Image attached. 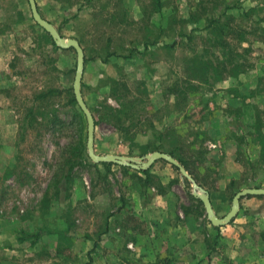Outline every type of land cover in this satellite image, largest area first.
<instances>
[{
  "label": "rangeland",
  "instance_id": "374dc122",
  "mask_svg": "<svg viewBox=\"0 0 264 264\" xmlns=\"http://www.w3.org/2000/svg\"><path fill=\"white\" fill-rule=\"evenodd\" d=\"M35 1L82 49L79 91L94 120V153L122 163L90 164L87 117L72 100L76 50L56 44L27 0H0V264H167L152 237L141 239L148 224L124 196L141 185L191 198V182L160 158L147 179L128 163L175 146L221 216L224 164L209 150L217 139L209 120L251 107L248 135L264 140V0ZM236 94L244 98L231 105ZM242 158L236 191L264 175L263 164ZM39 229L37 241L20 240Z\"/></svg>",
  "mask_w": 264,
  "mask_h": 264
},
{
  "label": "crops",
  "instance_id": "0c3cea01",
  "mask_svg": "<svg viewBox=\"0 0 264 264\" xmlns=\"http://www.w3.org/2000/svg\"><path fill=\"white\" fill-rule=\"evenodd\" d=\"M243 81H253V78L248 76ZM222 85L223 89L228 87L226 83ZM241 98H244L241 94L233 96L231 105L233 100ZM232 109L226 114L217 112L209 120V133L217 138L211 140L209 150L214 154L219 151L224 164L217 193L219 207L223 209V214L217 216L219 218L224 217L230 209L227 194L236 191L234 187L229 188V183L235 181L236 184L244 176L242 156H249L253 161L251 165L256 161L262 168L259 165L261 145L252 142L248 135L250 117H255V110L251 107ZM238 109L240 111L236 118ZM244 117L246 120H243ZM249 181V187L264 188V175ZM124 197L133 214L148 224L147 233L140 235L141 239L146 242L147 238L152 237L159 249L158 257L167 264H225V261L227 264H264V194L242 197L234 217L229 222L217 225L198 208L200 198L195 195L180 199L172 190L165 195L160 194L154 186L146 188L138 185L131 187ZM210 201L214 213L217 212L216 204L212 199ZM111 230L109 223L108 231Z\"/></svg>",
  "mask_w": 264,
  "mask_h": 264
},
{
  "label": "water",
  "instance_id": "95a60500",
  "mask_svg": "<svg viewBox=\"0 0 264 264\" xmlns=\"http://www.w3.org/2000/svg\"><path fill=\"white\" fill-rule=\"evenodd\" d=\"M27 1H28L30 10H31V15L33 19L37 22V24H39L46 32H48L52 36L56 44H58V46H60L61 48L73 47L76 50V53H77L76 75H75V82L73 84V90H74L75 99L78 105L80 106L81 110L85 113L87 117L88 128H87L86 146H87V151H88V155L90 159L95 162H106L107 161V162L122 163V159L120 157H115L111 155L98 156L94 153V150H93L94 120H93L92 114L89 112L88 108L86 107V104L83 101L80 91H79V83H80V75H81L80 73L84 65L83 52L79 45V42L76 39H68L67 41H65V39L59 34V32L56 29H54L53 26L48 21H46L40 16L38 9H37L36 1L35 0H27ZM146 156H147V161L143 163L142 166L141 164L138 165L135 163H128V165L136 169H145V168L150 167L151 164L155 161V159L160 158L176 166L178 170L180 171V173L182 174V176L187 178L191 182L192 189H193L192 191L193 195L200 198L209 220L213 224H216V225L229 222L234 217V215L236 214L239 208V200L242 197L246 195H250V194H264V188L246 187V188H242L238 190L237 192L234 193L232 197L230 209L227 212V214L224 217L219 218L215 215L213 211L211 201L209 198V194L205 191V189L200 187L195 182V180L187 173L184 167H182L177 162V160H175L171 155L165 152H153L152 154L146 155Z\"/></svg>",
  "mask_w": 264,
  "mask_h": 264
},
{
  "label": "trees",
  "instance_id": "16d2710c",
  "mask_svg": "<svg viewBox=\"0 0 264 264\" xmlns=\"http://www.w3.org/2000/svg\"><path fill=\"white\" fill-rule=\"evenodd\" d=\"M212 24H214L215 25V27H219V25H220V23H219V20L218 19H216V20H211L210 22H209V25H212ZM218 29H220L221 30V28H218ZM45 31V30H44ZM46 32V31H45ZM47 33V32H46ZM51 43L53 44V42L51 41ZM218 43V45H223V43H219V42H217ZM54 45V44H53ZM59 48V47H58ZM86 60V59H85ZM194 89H192V91H193ZM53 90H49L47 93H50V92H52ZM167 91H168V93L169 94H173V95H178V94H182L183 92L177 87V86H170V87H168L167 88ZM189 93H187V95H188ZM72 100L75 102V98L74 97H72ZM124 130H125V128H123V129H121V131L122 132H124ZM161 135H162V133H161ZM260 143V145H261V157H260V164H263L264 165V140H262V142L260 141L259 142ZM175 146H174V148H172V150H167L166 152L169 154V155H171V156H173V157H175L178 161H179V163L180 164H182L183 166H184V168L188 171V173L189 174H191V175H193L192 174V172L190 171V169H189V166H190V164H188V162H186L185 160H183V158H179V157H177V155H176V153H175ZM157 149V148H156ZM90 158V157H89ZM91 165H97V164H102L103 166H105L106 168H109L112 164H113V162H95V161H91V163H90ZM171 166L173 167V168H175V169H178L176 166H174V165H172L171 164ZM126 168V167H125ZM128 168V167H127ZM138 172H140V173H143L144 175H145V177H146V179L149 177V169H139L138 170ZM195 181L201 186V187H203L204 189H205V191L210 195V191H209V189L204 185V184H202L201 182H199V181H197L196 179H195ZM235 186V181H231L230 183H229V188H233ZM235 191V190H234ZM236 192V191H235ZM235 192H232V193H235ZM196 199V198H195ZM210 199H212V197L210 198ZM198 200V199H197ZM199 201V203H201V201L200 200H198ZM109 215H111V214H109ZM108 215V216H109ZM106 230V229H105ZM42 230H37V231H35V232H26V231H22V234H23V237H20V240H31L32 242H35V241H37L38 239H39V237L42 235Z\"/></svg>",
  "mask_w": 264,
  "mask_h": 264
}]
</instances>
